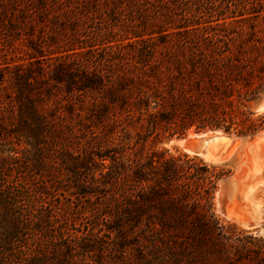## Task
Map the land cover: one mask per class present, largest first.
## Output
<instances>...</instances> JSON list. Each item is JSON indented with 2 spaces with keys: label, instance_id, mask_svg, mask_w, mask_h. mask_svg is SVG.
<instances>
[{
  "label": "trees",
  "instance_id": "16d2710c",
  "mask_svg": "<svg viewBox=\"0 0 264 264\" xmlns=\"http://www.w3.org/2000/svg\"><path fill=\"white\" fill-rule=\"evenodd\" d=\"M17 1L0 0V32L25 30L30 5ZM115 3L124 17L108 18L124 36L105 37L106 56L84 52L94 65H60L62 88L33 52L6 70L13 88L0 83V137L32 148L0 158V264H132L134 250V264H264V237L236 236L216 213L230 170L158 148L166 131L264 130L253 106L264 97V1ZM192 4L211 19L187 15ZM60 191L80 200L74 214Z\"/></svg>",
  "mask_w": 264,
  "mask_h": 264
},
{
  "label": "rangeland",
  "instance_id": "374dc122",
  "mask_svg": "<svg viewBox=\"0 0 264 264\" xmlns=\"http://www.w3.org/2000/svg\"><path fill=\"white\" fill-rule=\"evenodd\" d=\"M44 1L45 5L40 7L38 12L33 10L37 9L38 0L15 2V7L19 9L22 2L30 5L27 8L30 12L28 22L23 26L25 30L21 34L13 31L14 27L19 26L15 24L14 26L8 25L0 32V69H2L0 83L6 85V89L13 88L11 77L6 70L8 68L14 70L16 64L27 62L32 52L42 54L40 61L45 63L46 72H48L46 83L55 88H62L60 87L62 85L55 83L53 78L55 70L60 65L67 64L68 69L73 72L81 64L94 65L95 58H82L84 52L93 48L96 49L93 51H98L106 56L108 51L101 50L106 41L105 37L111 35L114 39H118L124 36V31L119 25L112 23L108 18L109 12L113 9L124 17L123 6L116 5L115 0ZM220 1L217 0V2ZM7 7L9 8L10 5L4 8ZM186 8L187 10L184 11L187 15L198 17L200 21L211 19L202 6L197 9L196 4H192V6L186 5ZM29 42L37 43L41 53L36 49L33 50L29 46ZM253 106L258 113L264 112V97L255 102ZM214 135H224L230 139L228 142H220L213 139ZM205 136L211 137L208 145L215 147L216 151L218 147L224 148V152L217 155L215 159L189 152L184 144L185 141L193 137ZM161 139L158 148L162 150L165 158L189 153L197 155L209 165L224 166L230 170L226 175L235 174L238 185L233 187L232 193L228 197L223 195L222 191V180L226 175L220 180L214 199L216 213L224 221V224L234 231L236 236L264 237V130L255 135H243L223 130L197 132L191 128L184 134H171V131H166L161 135ZM31 149L30 144L25 141L19 142L0 137V158L14 155L22 157ZM17 171L14 170L13 174L18 175ZM46 178V174L41 177L42 180H46ZM81 178L86 179L85 174H81ZM47 183H50V180ZM54 199L56 202L68 205L67 209L72 214H74V208L81 203L74 196V191H60ZM81 220L80 216L76 219V224L78 225ZM71 223L74 226L73 220ZM130 256L134 263L139 262L135 250ZM153 263L158 264L155 261Z\"/></svg>",
  "mask_w": 264,
  "mask_h": 264
},
{
  "label": "bare ground",
  "instance_id": "6f19581e",
  "mask_svg": "<svg viewBox=\"0 0 264 264\" xmlns=\"http://www.w3.org/2000/svg\"><path fill=\"white\" fill-rule=\"evenodd\" d=\"M205 137H208L209 139H207V141L205 142L204 146L201 147L203 149L198 151V154H200L202 156H205L206 158H214L215 159L217 157V155H221L224 152L223 151L224 148L218 147L217 148L218 150L216 151V148L215 147L208 145L209 141L211 140V137L210 136H205ZM192 139L193 140H196V138H194V137ZM213 139L214 140H219L220 142H228L230 138L229 137H226L224 135H214L213 136ZM187 142H188V140L185 141L184 144L187 147L188 151L189 152H192V153H195L193 150H191V149L188 148ZM234 179H235V181L232 184V188H231V190L229 192V196L232 193L233 187H235L236 185H238V183H237V181H238L237 180V176H235V174H234Z\"/></svg>",
  "mask_w": 264,
  "mask_h": 264
},
{
  "label": "water",
  "instance_id": "95a60500",
  "mask_svg": "<svg viewBox=\"0 0 264 264\" xmlns=\"http://www.w3.org/2000/svg\"><path fill=\"white\" fill-rule=\"evenodd\" d=\"M209 139L208 137H198L196 140L189 139L187 142V146L189 149L193 150L195 154H198L199 150H202L205 142ZM234 174L226 175L222 180V191L223 195L229 196V192L232 188V184L234 183Z\"/></svg>",
  "mask_w": 264,
  "mask_h": 264
}]
</instances>
